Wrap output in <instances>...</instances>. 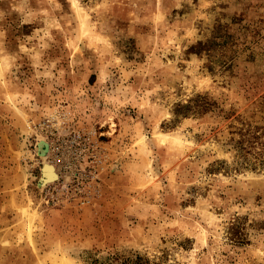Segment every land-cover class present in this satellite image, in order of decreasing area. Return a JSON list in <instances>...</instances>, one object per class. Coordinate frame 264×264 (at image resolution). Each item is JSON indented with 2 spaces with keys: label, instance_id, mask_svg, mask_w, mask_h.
<instances>
[{
  "label": "rangeland",
  "instance_id": "374dc122",
  "mask_svg": "<svg viewBox=\"0 0 264 264\" xmlns=\"http://www.w3.org/2000/svg\"><path fill=\"white\" fill-rule=\"evenodd\" d=\"M113 254L264 264V0H0V264Z\"/></svg>",
  "mask_w": 264,
  "mask_h": 264
},
{
  "label": "trees",
  "instance_id": "16d2710c",
  "mask_svg": "<svg viewBox=\"0 0 264 264\" xmlns=\"http://www.w3.org/2000/svg\"><path fill=\"white\" fill-rule=\"evenodd\" d=\"M93 264H162L160 262L152 261L148 257L140 254L122 255L113 254L107 256L104 260H92Z\"/></svg>",
  "mask_w": 264,
  "mask_h": 264
},
{
  "label": "bare ground",
  "instance_id": "6f19581e",
  "mask_svg": "<svg viewBox=\"0 0 264 264\" xmlns=\"http://www.w3.org/2000/svg\"><path fill=\"white\" fill-rule=\"evenodd\" d=\"M44 155V153H43ZM43 175L44 178L46 179V181H50V179H53L54 177H56V171L54 169L53 166H49L45 164L44 170H43Z\"/></svg>",
  "mask_w": 264,
  "mask_h": 264
},
{
  "label": "water",
  "instance_id": "95a60500",
  "mask_svg": "<svg viewBox=\"0 0 264 264\" xmlns=\"http://www.w3.org/2000/svg\"><path fill=\"white\" fill-rule=\"evenodd\" d=\"M57 178V175H56V177H54L53 179H50V180H55ZM46 181V179H43V182H45Z\"/></svg>",
  "mask_w": 264,
  "mask_h": 264
}]
</instances>
